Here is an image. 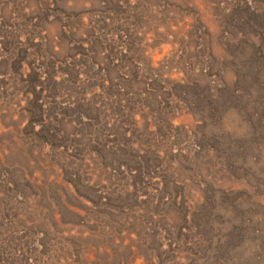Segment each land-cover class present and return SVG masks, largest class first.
Wrapping results in <instances>:
<instances>
[{"label": "rangeland", "instance_id": "rangeland-1", "mask_svg": "<svg viewBox=\"0 0 264 264\" xmlns=\"http://www.w3.org/2000/svg\"><path fill=\"white\" fill-rule=\"evenodd\" d=\"M0 264H264V0H0Z\"/></svg>", "mask_w": 264, "mask_h": 264}]
</instances>
